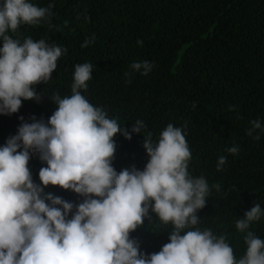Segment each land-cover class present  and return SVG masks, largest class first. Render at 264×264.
I'll return each instance as SVG.
<instances>
[{
	"label": "trees",
	"instance_id": "16d2710c",
	"mask_svg": "<svg viewBox=\"0 0 264 264\" xmlns=\"http://www.w3.org/2000/svg\"><path fill=\"white\" fill-rule=\"evenodd\" d=\"M28 2L54 5L52 17L36 25L21 24L7 34L21 43L27 37L43 39L66 52L51 78L33 86L39 100H22L18 112L0 114V147L23 123H47L56 109L54 94L71 95L75 65L91 63L92 78L81 94L132 137H114L112 166L117 173L145 168L149 157L143 144L149 132L157 141L168 124L181 127L191 152L188 171L204 177L210 188L195 227L224 235L237 259L246 253L248 231L264 240V215L243 232L235 226L255 204L264 211V132L259 140L247 135L250 121L258 119L264 126V0ZM86 38L91 42L81 47ZM142 61L154 65L147 75L131 68ZM136 120L145 124L142 133L131 132ZM234 145L239 152L230 154L227 149ZM221 156L227 160L217 171ZM28 167L33 182L40 184L39 170L46 162L30 151ZM44 192L74 205L84 199L59 186L48 185ZM172 231L171 224H163L150 210L130 238L138 241L141 253L150 255L169 242Z\"/></svg>",
	"mask_w": 264,
	"mask_h": 264
},
{
	"label": "clouds",
	"instance_id": "9594fccd",
	"mask_svg": "<svg viewBox=\"0 0 264 264\" xmlns=\"http://www.w3.org/2000/svg\"><path fill=\"white\" fill-rule=\"evenodd\" d=\"M52 7L28 0H3L0 6L2 115L18 112L22 100H39L33 86L51 78L66 52L43 39L27 37L21 43L7 34L21 24L50 20ZM90 42L86 38L81 47ZM153 67L148 61L131 65L142 75ZM92 68L88 62L75 65L71 95L54 94L56 109L47 123L42 119L23 123L0 147V264H264V240L253 232L248 231L246 253L237 259L224 235L195 227L200 222L196 213L205 207L210 188L204 177L188 171L191 152L181 127L168 124L157 141L149 132L143 144L149 157L145 168L133 166L117 173L112 166L114 137L118 133L132 137L81 94ZM250 124L247 135L259 140L264 126L258 119ZM144 128V122L136 120L131 132L142 133ZM30 151L47 164L39 170L40 184L33 182L28 167ZM227 151L237 154L239 146ZM226 160L218 159L217 171ZM48 185L72 190L84 199L74 205L45 193ZM214 187L219 190V185ZM150 210L173 231L159 252L146 255L130 233L143 225ZM262 215L255 204L235 226L243 232Z\"/></svg>",
	"mask_w": 264,
	"mask_h": 264
}]
</instances>
